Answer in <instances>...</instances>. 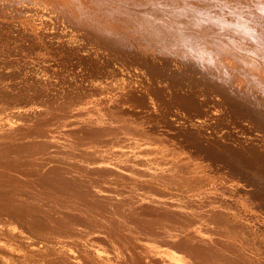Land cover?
Listing matches in <instances>:
<instances>
[{"label":"bare ground","instance_id":"6f19581e","mask_svg":"<svg viewBox=\"0 0 264 264\" xmlns=\"http://www.w3.org/2000/svg\"><path fill=\"white\" fill-rule=\"evenodd\" d=\"M184 2L0 0V264H264V60L139 41Z\"/></svg>","mask_w":264,"mask_h":264},{"label":"clouds","instance_id":"9594fccd","mask_svg":"<svg viewBox=\"0 0 264 264\" xmlns=\"http://www.w3.org/2000/svg\"><path fill=\"white\" fill-rule=\"evenodd\" d=\"M153 8L162 16L145 13L146 26L136 36L161 54L212 66L227 50L243 51L253 63L264 60V0H196Z\"/></svg>","mask_w":264,"mask_h":264},{"label":"rangeland","instance_id":"374dc122","mask_svg":"<svg viewBox=\"0 0 264 264\" xmlns=\"http://www.w3.org/2000/svg\"><path fill=\"white\" fill-rule=\"evenodd\" d=\"M210 106H211V104H210ZM196 116H197V117H196V119H197V118H198V116H200V115L196 114ZM256 132H257V131H256Z\"/></svg>","mask_w":264,"mask_h":264}]
</instances>
